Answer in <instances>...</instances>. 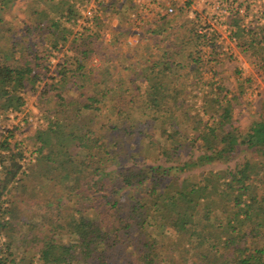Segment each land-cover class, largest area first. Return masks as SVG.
Here are the masks:
<instances>
[{
    "label": "trees",
    "instance_id": "trees-1",
    "mask_svg": "<svg viewBox=\"0 0 264 264\" xmlns=\"http://www.w3.org/2000/svg\"><path fill=\"white\" fill-rule=\"evenodd\" d=\"M44 1L32 0L27 14L53 49L62 48L54 83L39 87L40 76L52 71L51 53L30 62L21 50L24 61L0 63V119L21 110L31 89L40 90L48 124L33 137L40 150L32 176L23 173L22 153L0 156V213L6 211V196L36 199L41 185L75 200L57 220L24 227L19 244L9 240L0 246V264H34L36 258L44 264H264V163L247 161L230 172L174 180L179 171L197 166H175L188 146L206 152L201 162L235 157L240 147L264 158V121L238 132L234 142L235 128L228 131L213 119L227 101L226 87L208 94L196 113L187 104L190 74L197 67L192 82L199 81L204 70L194 51L208 41L191 27L174 34L175 40L168 29H159L153 34L164 39L156 56L127 58L130 66L119 67L122 84L109 88L105 73L115 74L106 69L109 61L100 69L90 62L110 51L90 37L68 34L66 25L77 18L69 1L49 6L46 16ZM233 35L264 75V23ZM206 116H213L210 122H203ZM9 139L0 148L8 150ZM152 158L165 164L139 167ZM112 163L119 168L109 171ZM127 163L134 166L127 169ZM19 233L0 216V235L14 240Z\"/></svg>",
    "mask_w": 264,
    "mask_h": 264
},
{
    "label": "rangeland",
    "instance_id": "rangeland-1",
    "mask_svg": "<svg viewBox=\"0 0 264 264\" xmlns=\"http://www.w3.org/2000/svg\"><path fill=\"white\" fill-rule=\"evenodd\" d=\"M6 1L7 2L3 4V0H0V63L16 65L13 61L15 59L21 61H24L25 59V61L29 60L31 62L34 55L44 56V54L48 55L49 53L54 55V58H56V61L58 62L59 59L62 58L63 52H60L59 54L57 50L53 49L52 46L49 45L48 37L43 35L44 33L40 28H34L33 22L28 18L27 12L32 0ZM249 3L252 8L253 6L255 7L254 2ZM49 6L50 5L47 3H42L41 5V11L45 16L47 10H49ZM256 11L257 17L254 18V20L264 19V17L260 15L264 14V8L262 10L261 8L256 9ZM215 29L212 35L207 34L211 40H216L214 41V47L212 45V48L210 47L208 51L205 52L204 50H201L205 45H201L199 46L200 49L198 48L199 50L196 49L194 51L195 54L199 55L201 58L204 70L199 75L201 76L199 77V81L192 82L195 78L194 76H196L195 73L197 67L194 70V74H190L192 80L189 82L190 86L188 87V92H190L191 97L188 98L187 104L196 113L206 106L208 94H211L212 92L215 93L218 91L217 88L219 87H226L227 91H229L226 93L227 101H223V107L220 109V114L214 115L213 119L221 121L228 131L231 128H235L234 135L231 136V139L235 142L238 132L247 133L258 128L264 121V75L260 73L255 61L249 59L248 55L243 54L241 51L240 53H234V49L231 45L224 44V42L230 38V35L220 34V31L217 32ZM115 30V35L119 38L121 37L120 41L116 43V46L114 45L112 47L98 44L97 46L103 47L105 50L108 49L110 52H108L104 58L94 57L90 62L92 68L100 69L105 61H109V66L106 69L108 71L110 70V73H115L114 75L112 74L111 77L108 76L107 73H105L106 76L104 75L106 84L109 88L122 84L123 80L119 76V67L124 65V67L127 68L130 66L129 64H131V62L125 61L121 49L123 36L128 34L125 31H129L130 29L124 24L122 27ZM97 35L99 36V33L94 31V41ZM176 38L177 36H174L173 40ZM159 42L160 39H158L157 36L153 37L152 34L147 33L145 35L142 49L138 50L135 54L138 61L141 60V58L155 57L158 53L156 47L158 48ZM21 50L24 51V59H22V56L20 55ZM203 51L205 53H202ZM19 64H22V62H19ZM51 70L52 71H50L47 76H40V88H44L46 84L54 83V68L51 67ZM189 72L190 70H188V73ZM249 80L252 82L250 85ZM194 85L196 87H194ZM39 93L40 90L32 91L30 89L29 92L24 95L26 100L25 111L22 109L19 110V112L16 111L18 113L14 114L16 117L14 116L13 120L10 119L9 112L0 119V129L2 130H9V128H13L14 125H19L20 122L26 123L25 130L14 135L15 138H12L10 141L8 150L0 148V156L6 155L8 152L22 153L23 158H28V164H30L28 167V169H30V172L28 173L29 176L33 175L31 170L37 162L40 150V145L36 143L33 137H35L38 132L45 131L48 125L44 116L46 104L41 102ZM227 102L231 103V108H228ZM20 112L23 113L22 116H20ZM226 112L231 113L232 117L230 119L226 116ZM211 117L213 116L204 117L203 122H210ZM5 141L6 137L0 135V147ZM188 147L187 151L181 155L180 158L175 160V166L180 167L187 163H197V166L190 172L181 173L179 171L174 179L179 183L188 177L195 175L203 178L212 172H230L236 169L238 165L247 161H251L253 165L257 164L256 167L259 166L258 164L264 163V158L260 156L261 154H259V152L247 151L243 147L238 149V154L235 155V157L201 162V157H203L206 152L198 147ZM207 155L211 156L212 154L207 153ZM138 164L139 167L146 165L156 166L158 164H165V161L163 159L156 161L155 158H152L149 160L143 159ZM133 166L132 163H127L125 168L129 169ZM109 167L108 170L113 171L114 169H118L119 165L112 163ZM41 186V188H38L42 189L43 193H39V196L36 199L31 200L29 196L22 197L21 195H14L13 193L5 197L4 206L7 212L0 213L2 214L0 216L5 217L7 221L9 220L12 222L15 225V229L20 233L15 236L14 240L13 238L9 239L8 237H11L9 235H0L1 247L6 243H10V241H14V244H19L22 235L25 232L24 227L26 226H29L30 228L34 225L43 226L47 224L49 220H57L61 217L67 206L75 200V198L55 188L53 189L50 186L45 185ZM31 191L33 190L30 188L29 194ZM34 191L36 192L37 189ZM138 194L139 193H137V195ZM22 264H28V262L25 261ZM34 264L44 263L36 258L34 259ZM188 264L194 263L189 261Z\"/></svg>",
    "mask_w": 264,
    "mask_h": 264
},
{
    "label": "crops",
    "instance_id": "crops-1",
    "mask_svg": "<svg viewBox=\"0 0 264 264\" xmlns=\"http://www.w3.org/2000/svg\"><path fill=\"white\" fill-rule=\"evenodd\" d=\"M62 1H69L77 15L76 19L66 25L68 34L73 37L72 28L75 26L76 31L81 29L79 25L82 18L80 8L88 0H45L43 3L55 7ZM136 2L137 0H100L102 18L98 23V27L94 30L99 33L95 41L93 40L96 45L104 44L112 47L116 46L114 41L116 37L115 29L126 24L130 30L125 31L128 34L123 36L121 46L125 61L129 57H133L137 62L138 58L135 54L142 49L145 35L150 33L153 37H156L153 32L159 29H168L172 32L173 35L169 39L173 40L174 34L182 33L187 27L193 28L200 35L206 28H216L217 26L214 29L217 32L220 31V34L233 35L237 32H248L249 25L255 24V22L264 23V19L254 20L257 17L256 9L261 8L262 10L264 8V0H168L167 2L176 9V14L172 17L165 15L166 4L159 8L157 0H143L144 5H139ZM249 2H254L255 7L252 8ZM146 7L150 8L149 11L145 9ZM190 14H194L195 19L190 18ZM260 15L264 17V14ZM235 21H238V27H235ZM93 35L94 32L85 35V37L93 39ZM234 36L233 39L228 38L224 44L231 45L234 53H240L241 40ZM158 39L161 41L164 38L158 37ZM198 48L196 47V49Z\"/></svg>",
    "mask_w": 264,
    "mask_h": 264
},
{
    "label": "built area",
    "instance_id": "built-area-1",
    "mask_svg": "<svg viewBox=\"0 0 264 264\" xmlns=\"http://www.w3.org/2000/svg\"><path fill=\"white\" fill-rule=\"evenodd\" d=\"M157 1L159 3V8L164 6V4H166V7H165V15L166 16L172 17V16H174L176 14V9L174 7H172V5L169 2H167L168 0H157ZM136 3L139 4V5H144L143 0H137ZM80 9H81L82 18L79 21V25H80L81 29L79 28L80 31H76V29L74 28L75 26L72 28L75 37L88 35L89 33L92 34L94 32V30L96 29V27H98V23H99V21L102 18V10H101L100 0H88L85 3V5L82 8H80ZM145 9L149 11L150 8L146 7ZM195 17L196 16L194 14H190V18L195 19ZM214 28L213 27H208V28H206L205 30H203L200 33L201 37L205 38L206 41H208L207 43H205L206 41L204 42L205 43L204 44L205 47H203V49H201V50H204L205 52L208 51V49L212 45L215 44L214 41H216V40H211V38L209 36H207V34L212 35L214 33ZM230 38L233 39V35L232 34H230ZM61 49L62 48L60 47V49L58 51L59 54L61 52ZM204 51L202 53H205ZM57 63L58 62L56 61V58H53L51 60V63H50L51 67L55 68ZM54 78H57V76L55 74H54ZM25 107H26V105L22 108V110L25 111V109H26ZM18 112L11 110L9 112L10 119L13 120V117L15 116L14 114L18 113ZM22 114L23 113L20 112V116H22ZM25 127H26V123L25 122H20L19 125H14V127L13 128H9V130L0 129V135L5 136L6 139L10 138L9 141H8L10 143V141L12 140L10 136L23 132L25 130ZM28 163H29L28 162V158H24L22 163H21L22 167H23V173H25V174L29 173L28 167L30 166V164H28ZM1 170H2V168H1V165H0V171Z\"/></svg>",
    "mask_w": 264,
    "mask_h": 264
}]
</instances>
